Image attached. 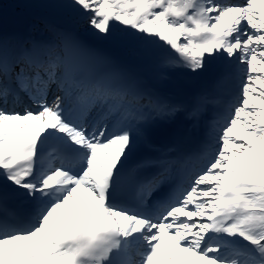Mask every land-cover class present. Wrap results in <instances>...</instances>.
I'll use <instances>...</instances> for the list:
<instances>
[{
    "label": "snow or ice",
    "instance_id": "obj_1",
    "mask_svg": "<svg viewBox=\"0 0 264 264\" xmlns=\"http://www.w3.org/2000/svg\"><path fill=\"white\" fill-rule=\"evenodd\" d=\"M0 264H264V0H0Z\"/></svg>",
    "mask_w": 264,
    "mask_h": 264
}]
</instances>
